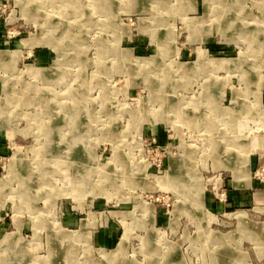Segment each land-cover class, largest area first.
Masks as SVG:
<instances>
[{"label": "rangeland", "instance_id": "obj_1", "mask_svg": "<svg viewBox=\"0 0 264 264\" xmlns=\"http://www.w3.org/2000/svg\"><path fill=\"white\" fill-rule=\"evenodd\" d=\"M0 264H264V0H0Z\"/></svg>", "mask_w": 264, "mask_h": 264}, {"label": "crops", "instance_id": "obj_2", "mask_svg": "<svg viewBox=\"0 0 264 264\" xmlns=\"http://www.w3.org/2000/svg\"><path fill=\"white\" fill-rule=\"evenodd\" d=\"M235 198H239V197H238V194L235 195Z\"/></svg>", "mask_w": 264, "mask_h": 264}, {"label": "bare ground", "instance_id": "obj_3", "mask_svg": "<svg viewBox=\"0 0 264 264\" xmlns=\"http://www.w3.org/2000/svg\"><path fill=\"white\" fill-rule=\"evenodd\" d=\"M249 33V32H248ZM75 93V92H74ZM44 155V154H43Z\"/></svg>", "mask_w": 264, "mask_h": 264}]
</instances>
